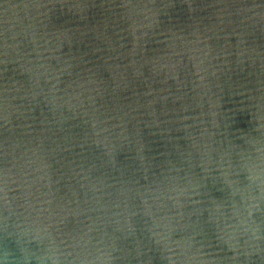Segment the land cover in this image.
<instances>
[{"label":"water","instance_id":"water-1","mask_svg":"<svg viewBox=\"0 0 264 264\" xmlns=\"http://www.w3.org/2000/svg\"><path fill=\"white\" fill-rule=\"evenodd\" d=\"M0 264H264V0H0Z\"/></svg>","mask_w":264,"mask_h":264}]
</instances>
